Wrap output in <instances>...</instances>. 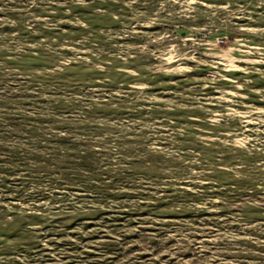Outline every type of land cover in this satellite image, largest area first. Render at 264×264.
<instances>
[{"label": "rangeland", "instance_id": "obj_1", "mask_svg": "<svg viewBox=\"0 0 264 264\" xmlns=\"http://www.w3.org/2000/svg\"><path fill=\"white\" fill-rule=\"evenodd\" d=\"M0 264H264V0H0Z\"/></svg>", "mask_w": 264, "mask_h": 264}]
</instances>
